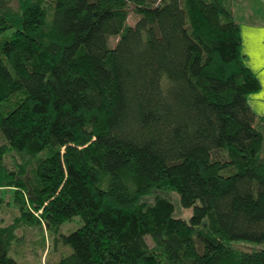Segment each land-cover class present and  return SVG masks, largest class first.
<instances>
[{
  "label": "trees",
  "instance_id": "16d2710c",
  "mask_svg": "<svg viewBox=\"0 0 264 264\" xmlns=\"http://www.w3.org/2000/svg\"><path fill=\"white\" fill-rule=\"evenodd\" d=\"M18 2L0 9V204L19 214L0 264H24L22 226L55 264H264L261 83L232 0Z\"/></svg>",
  "mask_w": 264,
  "mask_h": 264
},
{
  "label": "rangeland",
  "instance_id": "374dc122",
  "mask_svg": "<svg viewBox=\"0 0 264 264\" xmlns=\"http://www.w3.org/2000/svg\"><path fill=\"white\" fill-rule=\"evenodd\" d=\"M18 8V0H0V9L15 11ZM232 9L235 13L234 17L236 21L241 25V37H243L244 40L250 39L251 36L249 30H247L248 28H245V26L264 25V0H232ZM132 21L133 20H131V22ZM243 60H247V57H244ZM247 63L249 62L247 61ZM247 63L246 65L249 67ZM254 95L255 94H251L248 97L249 103L252 102L250 105L253 109H255L253 106ZM262 113L264 114V111ZM2 192H4L2 196L11 202V191L3 190ZM12 205V203L7 204L6 202L2 205L0 204V220L4 219L5 226H10L14 222L17 223L16 218L19 214ZM178 215L188 219L190 211L183 209L178 210ZM78 224L79 223L76 221L73 223L68 222L63 225L62 230L64 232H68L72 229L74 230L79 226ZM17 225L19 226L18 223ZM17 237L19 240L15 244L14 253L19 255L24 264H55L61 258L60 255L65 251L56 244L55 239L51 236L50 238L46 237V246L42 248V243H40L42 236L36 228L22 226L17 231Z\"/></svg>",
  "mask_w": 264,
  "mask_h": 264
},
{
  "label": "crops",
  "instance_id": "0c3cea01",
  "mask_svg": "<svg viewBox=\"0 0 264 264\" xmlns=\"http://www.w3.org/2000/svg\"><path fill=\"white\" fill-rule=\"evenodd\" d=\"M245 28H248L251 36L247 40L242 37V55L243 58L247 57L245 62H249L247 64L261 83V90L253 96V106L255 107L254 111L264 117L262 113L264 111V25L245 26Z\"/></svg>",
  "mask_w": 264,
  "mask_h": 264
}]
</instances>
